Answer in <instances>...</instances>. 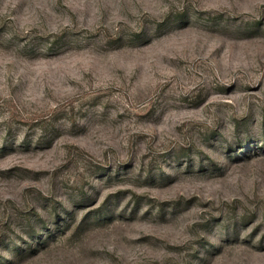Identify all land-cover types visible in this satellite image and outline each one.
<instances>
[{"label": "rangeland", "instance_id": "rangeland-1", "mask_svg": "<svg viewBox=\"0 0 264 264\" xmlns=\"http://www.w3.org/2000/svg\"><path fill=\"white\" fill-rule=\"evenodd\" d=\"M0 264H264V0H0Z\"/></svg>", "mask_w": 264, "mask_h": 264}]
</instances>
